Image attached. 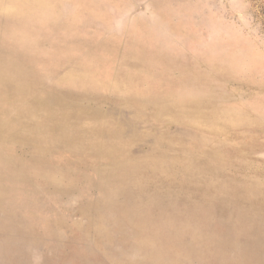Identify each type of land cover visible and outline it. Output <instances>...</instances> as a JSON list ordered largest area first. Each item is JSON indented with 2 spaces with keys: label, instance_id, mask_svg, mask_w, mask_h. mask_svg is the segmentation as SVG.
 Listing matches in <instances>:
<instances>
[{
  "label": "rangeland",
  "instance_id": "rangeland-1",
  "mask_svg": "<svg viewBox=\"0 0 264 264\" xmlns=\"http://www.w3.org/2000/svg\"><path fill=\"white\" fill-rule=\"evenodd\" d=\"M0 264H264V0H0Z\"/></svg>",
  "mask_w": 264,
  "mask_h": 264
}]
</instances>
